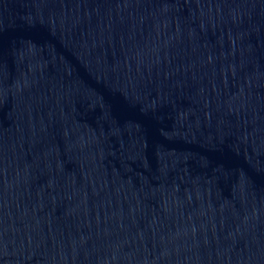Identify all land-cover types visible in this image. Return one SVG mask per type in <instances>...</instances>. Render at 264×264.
Listing matches in <instances>:
<instances>
[{"label":"water","instance_id":"obj_1","mask_svg":"<svg viewBox=\"0 0 264 264\" xmlns=\"http://www.w3.org/2000/svg\"><path fill=\"white\" fill-rule=\"evenodd\" d=\"M0 264H264V0H0Z\"/></svg>","mask_w":264,"mask_h":264}]
</instances>
